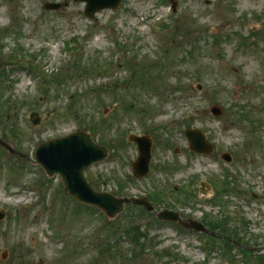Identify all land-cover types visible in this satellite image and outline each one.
<instances>
[{"label":"rangeland","instance_id":"1","mask_svg":"<svg viewBox=\"0 0 264 264\" xmlns=\"http://www.w3.org/2000/svg\"><path fill=\"white\" fill-rule=\"evenodd\" d=\"M174 2L122 0L90 21L73 0H0V140L14 152L0 147V264H264V0ZM79 127L109 149L89 183L148 196L154 213L126 205L108 220L47 179L35 146ZM186 128L202 131L210 157L188 150ZM129 134L157 143L141 180ZM162 209L212 222L247 252L206 258L193 231L157 223Z\"/></svg>","mask_w":264,"mask_h":264},{"label":"water","instance_id":"2","mask_svg":"<svg viewBox=\"0 0 264 264\" xmlns=\"http://www.w3.org/2000/svg\"><path fill=\"white\" fill-rule=\"evenodd\" d=\"M86 2L85 13L90 18L94 12L99 9L110 7L117 8L121 0H80ZM59 5H45V9H58ZM217 114V109L212 110ZM32 124L38 123V119L33 116ZM190 149L197 152L208 153L209 147L203 143V137L198 131H186ZM129 140L139 145V158L132 164L135 177H144L148 171V163L150 160V144L146 138L130 137ZM106 156V149L95 145L88 134L79 132L71 134L65 138L49 141L41 144L35 153L37 162L41 165L48 176L55 172L59 173L65 190L69 195L76 199L93 204L102 209L110 219L120 213L123 205L131 202L135 205H144L147 210L152 207L146 203L145 199H127L116 198L107 193L95 192L83 177V170L91 163L99 161ZM4 213L0 212V220ZM161 219L177 220L174 213L164 211L158 215ZM199 229L198 226H195Z\"/></svg>","mask_w":264,"mask_h":264}]
</instances>
